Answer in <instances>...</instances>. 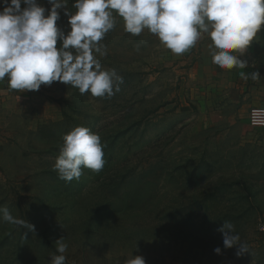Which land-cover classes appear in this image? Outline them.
<instances>
[{"label":"rangeland","instance_id":"obj_1","mask_svg":"<svg viewBox=\"0 0 264 264\" xmlns=\"http://www.w3.org/2000/svg\"><path fill=\"white\" fill-rule=\"evenodd\" d=\"M38 3L47 15L49 0ZM114 15L104 54L95 53L101 70L123 77L111 98L58 81L25 92L0 81V207L35 227L0 217V264H51L61 237L65 264L137 255L145 264H264V78L248 66L228 79L203 62L200 41L176 55L147 29L127 33ZM255 49L264 56V45ZM77 126L100 135L105 165L66 182L53 165ZM224 221L249 252L223 247Z\"/></svg>","mask_w":264,"mask_h":264},{"label":"clouds","instance_id":"obj_2","mask_svg":"<svg viewBox=\"0 0 264 264\" xmlns=\"http://www.w3.org/2000/svg\"><path fill=\"white\" fill-rule=\"evenodd\" d=\"M3 3L0 81L7 77L9 88L19 92L38 91L41 85L57 81L78 89L81 95L111 98L119 92L123 77L115 69L101 70L95 55L104 54L100 42L116 25L114 13L122 18L127 33L138 36L147 29L176 55L189 51L207 34L212 63L227 70L248 66L239 57L264 27V0H74V13L66 7L67 0H49L47 15L38 0ZM62 8L69 17L67 35L57 26ZM257 76L253 73L254 79ZM104 165L100 135L77 126L63 137L53 170L59 179L71 182L79 181L83 169L99 173ZM0 217L35 233L34 225L14 218L7 207H0ZM217 231L225 249L238 245L237 256L249 252L231 222L224 221ZM55 243L59 255L51 256V264H65L68 245L63 237ZM214 252L220 254L221 248ZM127 264H145V260L137 255Z\"/></svg>","mask_w":264,"mask_h":264},{"label":"crops","instance_id":"obj_3","mask_svg":"<svg viewBox=\"0 0 264 264\" xmlns=\"http://www.w3.org/2000/svg\"><path fill=\"white\" fill-rule=\"evenodd\" d=\"M262 28L264 30V27H262ZM198 41L201 42V43H199L200 47L202 49H204V51H202V53H201V56H203L202 57L203 62H207L212 68L214 67L215 69H218V70L226 73L228 79H236V77H240L242 75L244 68H236V69H238V72L232 73L230 70L222 69L219 66L212 63L211 54L209 51V45L212 42H211L210 37L207 34L202 35V37ZM259 44L264 45V39L261 38L260 32L257 33L256 37L254 38V41L250 44V46L246 50V52L242 56L239 57L240 59L247 61L249 68H254L256 65L260 64V61L262 59H264V56H262L259 53L258 49L257 50L255 49ZM251 54H252V56H251ZM248 66H247V68H248ZM253 73L254 72L252 71V74ZM257 78H259V77H257Z\"/></svg>","mask_w":264,"mask_h":264},{"label":"trees","instance_id":"obj_4","mask_svg":"<svg viewBox=\"0 0 264 264\" xmlns=\"http://www.w3.org/2000/svg\"><path fill=\"white\" fill-rule=\"evenodd\" d=\"M260 36L261 38L264 39V30L262 28V30L260 31ZM249 70L248 72L250 71H253L254 73H258V76L259 78H264V59H262L260 61V64L256 65L254 68H250V69H247Z\"/></svg>","mask_w":264,"mask_h":264}]
</instances>
